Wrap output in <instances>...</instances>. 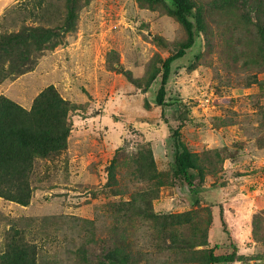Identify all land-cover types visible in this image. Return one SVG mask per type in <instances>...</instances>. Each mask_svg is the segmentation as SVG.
Listing matches in <instances>:
<instances>
[{
	"label": "rangeland",
	"instance_id": "1",
	"mask_svg": "<svg viewBox=\"0 0 264 264\" xmlns=\"http://www.w3.org/2000/svg\"><path fill=\"white\" fill-rule=\"evenodd\" d=\"M0 1V35L62 30L55 56L34 75L8 77L0 96L29 109L53 85L76 105L68 149L36 161L30 204L0 197V264L20 243L35 247L38 264H97L116 246L123 258L122 245L143 253L137 264H202L206 249L231 242L228 264H264V61L243 0H194L196 43L173 63L164 106L162 65L187 39L165 4L77 0L67 30V0ZM178 140L199 158L196 193L171 172ZM189 211L197 226L162 225L166 213Z\"/></svg>",
	"mask_w": 264,
	"mask_h": 264
},
{
	"label": "trees",
	"instance_id": "2",
	"mask_svg": "<svg viewBox=\"0 0 264 264\" xmlns=\"http://www.w3.org/2000/svg\"><path fill=\"white\" fill-rule=\"evenodd\" d=\"M145 1L165 4L168 15L181 25L187 33L186 41L162 65L161 85L157 92L156 102L158 105L164 106L166 105L167 83L173 63L185 57L187 51L193 48L196 43L197 25L193 19L199 18L200 8L196 6L194 0ZM229 1L225 0V3L233 7L235 3ZM76 2L77 0H67V4H70L68 7L69 14L62 26L67 30L70 29L73 18H75L73 13ZM243 3L252 11L253 18H251V21L254 25V34L258 36V50L264 61V22H261L258 17L259 13L264 10V0H243ZM248 19L250 20V17ZM60 30V28L56 30L57 34L54 33L55 35L52 33L50 39L43 31V27L31 29L24 26L18 32L1 34L0 68H2L0 69V85L11 75L17 77L33 73L39 67L41 70L43 63L52 56L53 51L58 46ZM7 61L9 67L5 69ZM48 68L51 69V66ZM75 109L76 105L65 99L53 85H48L42 90L32 101L29 109L24 108L17 101L7 96H0V197L22 206L30 204L33 195L31 179L36 161L38 159L48 160L54 158V156H59L68 149V139L72 131L71 112ZM175 137H179V130L175 131ZM177 143L179 149L175 153L171 172L174 178L181 180L190 187V193H196L198 188L195 180L197 178L199 180L203 179V173L200 171L201 167L198 162L199 158L197 155L192 154L183 142L178 140ZM116 162L117 155L112 160L113 164L109 167V185L115 184L116 181L114 171ZM116 205L120 207L119 204ZM122 206L129 207L132 204L127 203L122 204ZM121 210L119 208V211ZM197 215L198 211H189L182 214L166 213L162 219V225L169 227V224L172 223L170 220H174L173 223H176L185 232L190 226H197V223L194 222ZM221 219H223L222 214ZM195 228L193 227V230ZM225 232L230 236L227 227ZM184 234L180 235L183 240L186 235ZM200 243L206 244V238ZM229 245L232 248H228ZM229 245L215 244L213 247L206 249L201 257L202 264H228L234 262L237 258V250L233 242ZM116 247L119 248V246ZM121 247V250L125 253L123 258L117 255L118 249L115 248L104 260L99 259L97 264H137L136 260L143 253L137 252L133 255L127 253V250H123V245ZM160 247L163 251H173L175 249L173 242L171 247L166 244L165 246L160 245ZM34 248L28 243L13 244L2 254L1 262L2 264H38L34 256V252H36ZM184 250L185 247L182 248V251ZM217 251L220 253H217Z\"/></svg>",
	"mask_w": 264,
	"mask_h": 264
},
{
	"label": "crops",
	"instance_id": "3",
	"mask_svg": "<svg viewBox=\"0 0 264 264\" xmlns=\"http://www.w3.org/2000/svg\"><path fill=\"white\" fill-rule=\"evenodd\" d=\"M0 2H1V1H0ZM55 53H56V52H55ZM55 53H53V55L50 56V57H54V56H55ZM50 57H49L48 59H50ZM39 70H40V67H39L35 72H33V73L36 74ZM33 73H29V74H27V75H28V76H29V75H34ZM27 75L25 76V78L28 77Z\"/></svg>",
	"mask_w": 264,
	"mask_h": 264
}]
</instances>
